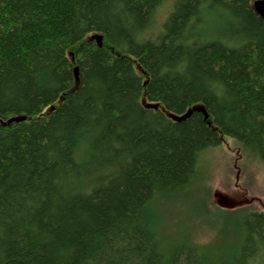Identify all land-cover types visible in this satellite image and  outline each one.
Wrapping results in <instances>:
<instances>
[{
	"label": "trees",
	"instance_id": "16d2710c",
	"mask_svg": "<svg viewBox=\"0 0 264 264\" xmlns=\"http://www.w3.org/2000/svg\"><path fill=\"white\" fill-rule=\"evenodd\" d=\"M165 1L0 0V264H264V211L204 197L208 243L161 211L226 138L264 164V20L174 0L147 36Z\"/></svg>",
	"mask_w": 264,
	"mask_h": 264
},
{
	"label": "rangeland",
	"instance_id": "374dc122",
	"mask_svg": "<svg viewBox=\"0 0 264 264\" xmlns=\"http://www.w3.org/2000/svg\"><path fill=\"white\" fill-rule=\"evenodd\" d=\"M174 0H166L159 9L153 33L156 36L173 9ZM141 74L140 67L135 64ZM51 108L44 111L49 113ZM201 172L200 183L188 193L186 202H168L161 205V211L166 220V234H177L186 228H191L195 241L208 243L213 237L211 223L204 216H196L199 202L208 197L210 207L238 209L253 206L264 211V164L255 156L246 152L235 140L226 138L224 143L202 154L198 164ZM209 192V193H208ZM184 194V195H186Z\"/></svg>",
	"mask_w": 264,
	"mask_h": 264
},
{
	"label": "water",
	"instance_id": "95a60500",
	"mask_svg": "<svg viewBox=\"0 0 264 264\" xmlns=\"http://www.w3.org/2000/svg\"><path fill=\"white\" fill-rule=\"evenodd\" d=\"M254 9L256 13L264 20V0H255L253 3ZM95 39L99 41V45H102V37L101 36H94ZM78 68L75 69L76 78L78 79ZM156 109H158V106H155ZM199 111H202L205 114V119L207 120L209 118V115L206 114L205 110L203 108H200ZM192 111H189L186 117L190 116ZM185 117V118H186ZM26 117H15L9 120L10 123H19L22 121H25Z\"/></svg>",
	"mask_w": 264,
	"mask_h": 264
}]
</instances>
